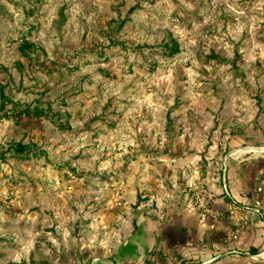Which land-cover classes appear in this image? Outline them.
<instances>
[{
  "label": "rangeland",
  "instance_id": "obj_1",
  "mask_svg": "<svg viewBox=\"0 0 264 264\" xmlns=\"http://www.w3.org/2000/svg\"><path fill=\"white\" fill-rule=\"evenodd\" d=\"M2 93L53 118L0 109V264H248L231 197H264V0H0Z\"/></svg>",
  "mask_w": 264,
  "mask_h": 264
},
{
  "label": "crops",
  "instance_id": "obj_2",
  "mask_svg": "<svg viewBox=\"0 0 264 264\" xmlns=\"http://www.w3.org/2000/svg\"><path fill=\"white\" fill-rule=\"evenodd\" d=\"M237 170L238 169L236 167L230 168L227 177V181L229 182L232 191L235 190L234 186H237V183L239 182V174L236 173ZM231 171L233 172V175ZM231 199L237 205L235 211L237 216L236 225H238V227L236 230L239 234H237L239 238L237 239L239 241L235 244V246H233V251L237 250L241 253V259H239V261L244 260L247 261L248 264H264V197L258 198L251 193L243 192L242 194H236L234 192ZM214 245L216 247H222L218 244ZM205 251L207 259L205 261L197 260L199 262L194 261L195 264H221L218 252L210 251L208 254L207 249H205ZM183 255L184 257L192 258V256H186L187 253ZM194 257L200 258V256L198 257L197 255ZM113 262L106 261L103 263L121 264L117 259ZM103 263L101 262L100 264Z\"/></svg>",
  "mask_w": 264,
  "mask_h": 264
},
{
  "label": "trees",
  "instance_id": "obj_3",
  "mask_svg": "<svg viewBox=\"0 0 264 264\" xmlns=\"http://www.w3.org/2000/svg\"><path fill=\"white\" fill-rule=\"evenodd\" d=\"M31 46L32 44L26 41L21 47V50L25 52L26 50L30 49ZM165 48H166L168 56H171V57L175 56L176 54L180 52V44L176 40H171L170 43H166ZM1 98H2V103L0 105V109L5 111L3 113L4 117L15 118L17 120H20L23 117L37 118V119H40V118L52 119L53 118L51 116L52 114L51 107H48L47 109H45L38 105L36 106L22 105L21 103L14 102L13 100L6 98L4 93H2ZM9 103L12 104V107L10 110L8 109L6 110V105ZM58 126L63 130L69 129L68 127L64 126V124L62 123H58ZM28 148L29 146L27 145H24L22 143H17L16 146L14 147V151L18 154H25Z\"/></svg>",
  "mask_w": 264,
  "mask_h": 264
},
{
  "label": "built area",
  "instance_id": "obj_4",
  "mask_svg": "<svg viewBox=\"0 0 264 264\" xmlns=\"http://www.w3.org/2000/svg\"><path fill=\"white\" fill-rule=\"evenodd\" d=\"M263 190H264V181H263V185L260 186V187L257 189V193H260V192H262ZM233 237H234L235 239H237V238H238V235H237V234H233Z\"/></svg>",
  "mask_w": 264,
  "mask_h": 264
},
{
  "label": "water",
  "instance_id": "obj_5",
  "mask_svg": "<svg viewBox=\"0 0 264 264\" xmlns=\"http://www.w3.org/2000/svg\"><path fill=\"white\" fill-rule=\"evenodd\" d=\"M103 261H105L104 258H99V259H96L92 264H100V263L103 262ZM111 262H113V261L111 260ZM113 263H114V262H113Z\"/></svg>",
  "mask_w": 264,
  "mask_h": 264
}]
</instances>
